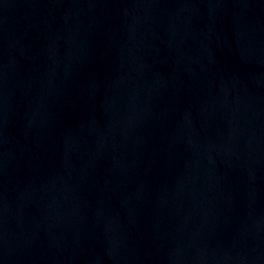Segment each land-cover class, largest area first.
Instances as JSON below:
<instances>
[{"label":"water","instance_id":"1","mask_svg":"<svg viewBox=\"0 0 264 264\" xmlns=\"http://www.w3.org/2000/svg\"><path fill=\"white\" fill-rule=\"evenodd\" d=\"M0 264H264V0H0Z\"/></svg>","mask_w":264,"mask_h":264}]
</instances>
